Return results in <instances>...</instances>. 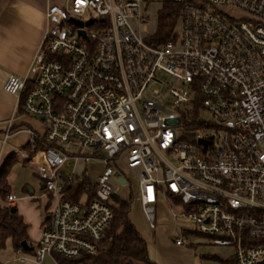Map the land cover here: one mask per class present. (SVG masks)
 <instances>
[{
    "label": "built area",
    "instance_id": "obj_1",
    "mask_svg": "<svg viewBox=\"0 0 264 264\" xmlns=\"http://www.w3.org/2000/svg\"><path fill=\"white\" fill-rule=\"evenodd\" d=\"M167 3L182 13L169 40L156 43L141 30L149 6ZM48 7L29 74L9 75L4 86L47 127L43 137L27 129L31 146L20 153L56 201L32 258L81 264L98 253L116 198L125 200L120 189L130 187L122 162L153 229L151 212L166 199L176 224L192 222L187 241L205 236L233 248L235 264H264V0ZM5 129L4 143L16 133L12 119ZM65 144L92 154L70 153ZM92 160L104 165L97 179L87 168L65 176L71 161ZM79 186L77 201L67 198ZM15 202L9 194L6 204Z\"/></svg>",
    "mask_w": 264,
    "mask_h": 264
},
{
    "label": "crops",
    "instance_id": "obj_2",
    "mask_svg": "<svg viewBox=\"0 0 264 264\" xmlns=\"http://www.w3.org/2000/svg\"><path fill=\"white\" fill-rule=\"evenodd\" d=\"M62 2L63 0H0V170L6 159L14 154L16 162L12 165L7 180L10 194L16 198L14 208L28 225V244L33 249L48 223L56 201L44 192L39 176L26 171L28 165H35L23 160L20 153L31 146L27 129L43 137L47 127L25 114L18 107L17 97L6 92L4 86L9 75L24 78L29 74L46 28V10L50 4ZM11 119L16 133L4 143L5 128ZM83 167L78 175L85 171ZM163 209L167 211L166 215ZM153 211L160 214V224L151 238H144L150 260L156 264H206L203 258L196 255L193 243L187 241V230L192 225L176 224L170 203L166 199H161ZM176 235L185 237L182 245H177L173 240ZM31 254L32 251L16 250L10 240L0 252V264H61L58 257L46 256L38 261ZM26 256L28 258L21 261ZM217 260L221 264L226 261L220 258Z\"/></svg>",
    "mask_w": 264,
    "mask_h": 264
},
{
    "label": "trees",
    "instance_id": "obj_3",
    "mask_svg": "<svg viewBox=\"0 0 264 264\" xmlns=\"http://www.w3.org/2000/svg\"><path fill=\"white\" fill-rule=\"evenodd\" d=\"M182 13L181 5L167 3L158 12V24L154 33L153 42H167L171 33L176 28ZM27 149V146L25 147ZM29 151V148L27 149ZM31 155H33L31 153ZM11 154L4 162L0 170V252L4 250L11 240L16 250H24L23 242H28V225L18 215L13 206L6 204L10 194V186L7 180L10 170L16 159ZM83 187L77 188V195L70 196L77 201L83 194ZM94 189L91 190L90 198L94 197ZM117 199L118 207L115 209V217L99 244L96 255H84L75 263L81 264H156L150 260L147 242L130 220V204L126 200ZM217 259L216 257H213ZM61 264L74 262L58 257ZM223 264H233L231 261H222Z\"/></svg>",
    "mask_w": 264,
    "mask_h": 264
},
{
    "label": "rangeland",
    "instance_id": "obj_4",
    "mask_svg": "<svg viewBox=\"0 0 264 264\" xmlns=\"http://www.w3.org/2000/svg\"><path fill=\"white\" fill-rule=\"evenodd\" d=\"M163 7L161 4H151L147 10V14L149 17V23L142 27L141 33L144 35H150L155 33L158 24V12ZM179 22V21H178ZM179 27V26H178ZM161 80L168 81V78L162 77ZM161 85H156L155 88H160ZM206 119H210L209 115L205 116ZM63 147L70 153L73 154H80V156L83 155H90L92 154V151L90 149H82V147L79 146H72V145H63ZM121 163V170L123 171V174L128 178L130 187H125L120 189V195L122 198H124L127 202L130 204V220L134 224V226L137 228V230L140 232L143 238H151L153 236V233L156 228H158L160 221H159V213L152 211L151 214L156 219V228L153 229L148 221V218L144 212V209L140 203V201L137 199L136 196V184L134 180L130 177L131 171L127 168V166ZM84 166V167H83ZM87 168L90 172L91 178L97 179L98 176L102 173L104 169L103 163H97L95 161H90L87 165H83V162H75L71 161V163L67 164L64 167V174L65 176H68L70 174H73L75 172L80 173L81 169ZM27 172H30L32 175L36 173V168L33 167V165H28ZM172 210V209H171ZM164 214H167V211L163 209ZM178 223H184L186 225H192V222H183L179 221ZM177 236V237H176ZM174 236L173 239L175 241L176 238H179L178 235ZM182 239H185L183 235L181 236ZM191 243H193V247L195 249V253L197 256L204 259L206 264H221L218 262L217 259H214L213 257L220 258L222 260L231 261L233 264L234 261V254L235 251L231 247H220L215 246L211 244L210 240L205 236L195 235L191 238Z\"/></svg>",
    "mask_w": 264,
    "mask_h": 264
},
{
    "label": "water",
    "instance_id": "obj_5",
    "mask_svg": "<svg viewBox=\"0 0 264 264\" xmlns=\"http://www.w3.org/2000/svg\"><path fill=\"white\" fill-rule=\"evenodd\" d=\"M91 24V23H90ZM119 182L122 184L125 183L124 179L120 178ZM13 211H16V209H13ZM22 247L24 251H33V248L29 246L28 242H23Z\"/></svg>",
    "mask_w": 264,
    "mask_h": 264
}]
</instances>
